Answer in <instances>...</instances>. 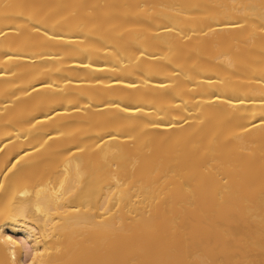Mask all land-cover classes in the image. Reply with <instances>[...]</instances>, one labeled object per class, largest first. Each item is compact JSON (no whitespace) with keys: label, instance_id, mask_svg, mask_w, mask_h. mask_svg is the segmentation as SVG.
Segmentation results:
<instances>
[{"label":"bare ground","instance_id":"1","mask_svg":"<svg viewBox=\"0 0 264 264\" xmlns=\"http://www.w3.org/2000/svg\"><path fill=\"white\" fill-rule=\"evenodd\" d=\"M0 264H264V0H0Z\"/></svg>","mask_w":264,"mask_h":264}]
</instances>
